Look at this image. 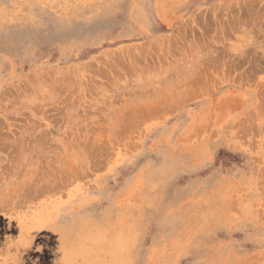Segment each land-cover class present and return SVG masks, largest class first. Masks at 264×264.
<instances>
[{
  "label": "rangeland",
  "instance_id": "obj_1",
  "mask_svg": "<svg viewBox=\"0 0 264 264\" xmlns=\"http://www.w3.org/2000/svg\"><path fill=\"white\" fill-rule=\"evenodd\" d=\"M0 264H264V0H0Z\"/></svg>",
  "mask_w": 264,
  "mask_h": 264
}]
</instances>
